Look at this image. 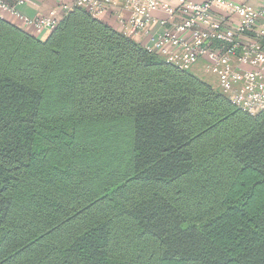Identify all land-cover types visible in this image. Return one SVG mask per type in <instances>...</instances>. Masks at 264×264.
<instances>
[{
    "label": "trees",
    "instance_id": "16d2710c",
    "mask_svg": "<svg viewBox=\"0 0 264 264\" xmlns=\"http://www.w3.org/2000/svg\"><path fill=\"white\" fill-rule=\"evenodd\" d=\"M50 34L40 40L0 17V101L20 102L10 111L0 105V227L17 217L9 181L11 171L32 164L37 116L55 131L94 127L101 143L94 152L110 150L104 160L114 167L101 178L114 181L102 191L118 215H93L73 235L80 262L102 264L115 252L118 264H142L132 238L145 234L157 248L155 264H264V109L242 111L218 84L148 52L83 7H71ZM259 43L264 50V36ZM44 202L56 211L75 204ZM10 241L20 249L39 244L17 231ZM5 249L0 264L73 263Z\"/></svg>",
    "mask_w": 264,
    "mask_h": 264
},
{
    "label": "rangeland",
    "instance_id": "374dc122",
    "mask_svg": "<svg viewBox=\"0 0 264 264\" xmlns=\"http://www.w3.org/2000/svg\"><path fill=\"white\" fill-rule=\"evenodd\" d=\"M18 25H20L19 22ZM67 32V36H74V31ZM33 33L35 35L32 36L40 40H46L52 36L50 32H46L44 35ZM192 66L185 68L186 72L195 75L199 80L211 86H217L216 77L210 74L203 64L195 68ZM197 75H205L208 78H199ZM31 82L36 86V79H32ZM149 87L152 86L147 84L142 87L143 92H149ZM180 99V96H177V101ZM19 103L12 99L0 101V105L3 108H8L9 111ZM46 105L48 104H43V106ZM172 105L181 108L179 102ZM179 112L174 113L178 114ZM56 121L67 122L69 120ZM44 122L46 121L38 120L37 116L32 121L36 136H38L33 148L32 164L29 167L11 171L15 174V179L9 181V192L17 217L0 227V253H3L6 250L5 247H8V250H16L15 257H19L30 249L34 254L32 261L56 263L58 256L63 255L64 257L68 256L70 263L73 262L72 264H86V261L85 263L79 261L73 235L79 234L88 227L86 225L88 219L93 215L107 219L118 215V207L114 206L112 201L104 199L102 191L104 189V192H108L106 184L114 181V179L103 181L101 178L106 175L107 170L114 167L111 161L106 163L104 160L110 154V150L103 156L102 153L94 152L96 147H101V143L96 144L93 140L95 139V135L92 133L94 127H89V132L86 133L83 126H70L68 133L65 132L67 126L58 125L55 131L53 126L47 127ZM73 130L74 136H71ZM86 144H91L92 148L91 146L86 147ZM84 165L92 167H84ZM82 172H86V174L83 176ZM112 196L111 198L115 199V195ZM47 198L58 199L63 203L72 199L75 204H66L67 206L56 211L44 202V199ZM47 210L49 211L46 212ZM15 231L28 237L30 241L39 240V244L34 242V245H26L20 249L10 241L12 233ZM7 232L8 235L5 234ZM132 240L133 245L138 243L134 251L140 255L143 253L141 255L144 256L142 264L145 260H147V264H155L157 255L155 244L152 245L145 234L143 237H133ZM71 244L73 248L70 247ZM40 245L43 247L38 248ZM65 248L70 249V252H64ZM104 255L105 260L101 262L102 264H118L119 260L115 252ZM129 256H132V252Z\"/></svg>",
    "mask_w": 264,
    "mask_h": 264
},
{
    "label": "built area",
    "instance_id": "2783aa9c",
    "mask_svg": "<svg viewBox=\"0 0 264 264\" xmlns=\"http://www.w3.org/2000/svg\"><path fill=\"white\" fill-rule=\"evenodd\" d=\"M30 0H15L10 5L0 0V12L12 15L37 34L52 31L57 17H28L17 6ZM117 0H70L64 9L83 7L99 17ZM128 12L126 27L142 33L148 52L163 56L180 68L201 62L217 79L219 89L229 102L248 114L264 109V50L259 38L264 36V0H181L172 7L163 0H123ZM160 10L167 19L157 20L152 12ZM234 16L236 23L230 24ZM169 28L153 32L155 25ZM23 29V28H22Z\"/></svg>",
    "mask_w": 264,
    "mask_h": 264
},
{
    "label": "crops",
    "instance_id": "0c3cea01",
    "mask_svg": "<svg viewBox=\"0 0 264 264\" xmlns=\"http://www.w3.org/2000/svg\"><path fill=\"white\" fill-rule=\"evenodd\" d=\"M7 4L13 5L15 4V0H2ZM167 2L169 5L172 7H177L181 0H163ZM194 2H199L201 0H193ZM233 1H239L243 2L246 0H233ZM70 0H30V2L23 4V5H18L17 9L20 11L23 15H26L28 17H34L36 15H41L45 17H57L59 20L66 15L70 10H65L64 6L65 4H70ZM152 16L157 19V20H164L167 19V15L160 11V10H155L152 12ZM0 17L3 19L13 23L16 26H19L20 28H23L30 32L32 35H35L33 31L29 27H22V25H18L17 19H15L12 15L8 13H1L0 12ZM128 17V12L125 10L123 7V0H117L115 5L109 6L102 15H100L99 18L102 22L105 24L113 27L114 29L121 31L122 33L130 36L133 38L135 41L140 43L141 45H144L147 42V38L139 32H131L125 25ZM17 21V22H16ZM237 20L234 16L231 17L230 24L236 23ZM164 28H169V24L167 23L165 26L161 25H155L153 28V32H160L163 31ZM44 35V33H43ZM201 62L198 63V65L192 66V68L195 67H200ZM199 76V75H197ZM199 78H208L205 75L204 76H199Z\"/></svg>",
    "mask_w": 264,
    "mask_h": 264
}]
</instances>
